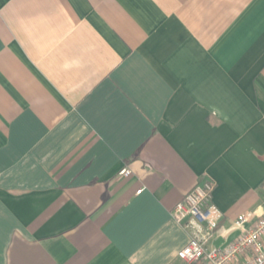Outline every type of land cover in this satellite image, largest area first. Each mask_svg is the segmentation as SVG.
<instances>
[{
  "label": "crops",
  "instance_id": "1",
  "mask_svg": "<svg viewBox=\"0 0 264 264\" xmlns=\"http://www.w3.org/2000/svg\"><path fill=\"white\" fill-rule=\"evenodd\" d=\"M207 181L221 248L264 213V0H0V264H183Z\"/></svg>",
  "mask_w": 264,
  "mask_h": 264
},
{
  "label": "built area",
  "instance_id": "2",
  "mask_svg": "<svg viewBox=\"0 0 264 264\" xmlns=\"http://www.w3.org/2000/svg\"><path fill=\"white\" fill-rule=\"evenodd\" d=\"M130 174L127 170L122 172L124 177ZM213 192L214 184L207 181L197 186L173 210L174 221L190 232L189 243L178 253L179 260L183 264H264V213L255 222L253 213L238 216L233 230L221 236L225 241L236 231L240 232L239 236L224 249L209 248L217 233V227L210 222Z\"/></svg>",
  "mask_w": 264,
  "mask_h": 264
},
{
  "label": "water",
  "instance_id": "3",
  "mask_svg": "<svg viewBox=\"0 0 264 264\" xmlns=\"http://www.w3.org/2000/svg\"><path fill=\"white\" fill-rule=\"evenodd\" d=\"M239 234H240V232H238V231L232 233V234L228 237L227 241L225 242V244L223 245L222 248L224 249V248L227 247L230 243H232V242H233V241L239 236Z\"/></svg>",
  "mask_w": 264,
  "mask_h": 264
},
{
  "label": "rangeland",
  "instance_id": "4",
  "mask_svg": "<svg viewBox=\"0 0 264 264\" xmlns=\"http://www.w3.org/2000/svg\"><path fill=\"white\" fill-rule=\"evenodd\" d=\"M212 244H213V246H215V247H220V246H222V244H223V238L221 239L220 237H218L217 235H215V236L213 237Z\"/></svg>",
  "mask_w": 264,
  "mask_h": 264
}]
</instances>
